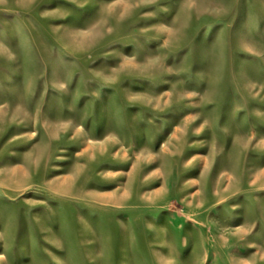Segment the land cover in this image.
<instances>
[{
	"label": "rangeland",
	"instance_id": "374dc122",
	"mask_svg": "<svg viewBox=\"0 0 264 264\" xmlns=\"http://www.w3.org/2000/svg\"><path fill=\"white\" fill-rule=\"evenodd\" d=\"M26 165L0 264H264V0H0V173Z\"/></svg>",
	"mask_w": 264,
	"mask_h": 264
},
{
	"label": "bare ground",
	"instance_id": "6f19581e",
	"mask_svg": "<svg viewBox=\"0 0 264 264\" xmlns=\"http://www.w3.org/2000/svg\"><path fill=\"white\" fill-rule=\"evenodd\" d=\"M176 132V131H175ZM176 134L177 133H174V135L173 136H176ZM77 135H79V136H82V135H86V139L90 142V144H89V147L84 151L85 152V155H89L88 153L90 152V150H93L94 148H95V144H93L94 142V140H93V138H97L98 137V135H89L87 132H86V128L83 126L80 130H77ZM96 136V137H95ZM93 142V143H92ZM95 149H97V148H95ZM91 162V161H90ZM26 170V169H28L29 170V167L26 165V166H24V167H21V169H16V170H14L11 174H9V173H0V181L2 180V179H4V178H10L11 180H15L17 177H18V175L20 174L19 173V171L21 172V171H23V170ZM81 180H82V178H80V177H75L74 178V181L77 183V182H81ZM47 187H49V189H53L54 187L52 186V185H50V184H47ZM8 187L6 186V189H7ZM62 191H64V190H62ZM67 197V196H66ZM121 201L119 202V203H124L125 201H122V199H120Z\"/></svg>",
	"mask_w": 264,
	"mask_h": 264
}]
</instances>
